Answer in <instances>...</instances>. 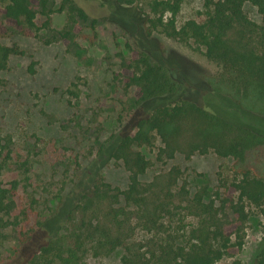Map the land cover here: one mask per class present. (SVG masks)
I'll list each match as a JSON object with an SVG mask.
<instances>
[{"label":"rangeland","instance_id":"obj_1","mask_svg":"<svg viewBox=\"0 0 264 264\" xmlns=\"http://www.w3.org/2000/svg\"><path fill=\"white\" fill-rule=\"evenodd\" d=\"M149 3L48 0L44 10L35 9L30 37L14 27H4L7 34L0 44L17 46L25 55L11 56L7 69L0 71L4 80L0 87V190L6 195L0 213V264L18 263L22 246L30 245L40 224L45 227L58 202L75 203L98 184L120 191L128 187V173L111 154L124 135H134L137 120L150 115L154 107L189 101L225 120L251 118L232 109L228 96L213 91L212 84L219 82L222 69L204 56V49L151 28L154 16ZM205 12L204 0H184L176 25L191 19L202 22ZM244 12L261 24L255 7L246 3ZM134 52L162 60L178 90L148 104H136V86L126 87L120 74L122 64ZM160 146L155 137L151 148L141 150L149 161L139 176L141 182H150L176 165L182 171L180 181L187 182L191 194L206 187L212 199L221 181L233 180L231 158L210 152L190 159L177 154L173 160L159 162L156 153ZM246 210L240 251L215 264H260L264 205L246 204ZM164 222L167 232L162 238L169 234L180 242L197 220L178 208ZM71 230L65 224L57 240L67 242ZM148 237L150 234L138 228L132 241L143 242ZM122 253L117 249L94 257L87 251L78 264H121Z\"/></svg>","mask_w":264,"mask_h":264},{"label":"trees","instance_id":"obj_2","mask_svg":"<svg viewBox=\"0 0 264 264\" xmlns=\"http://www.w3.org/2000/svg\"><path fill=\"white\" fill-rule=\"evenodd\" d=\"M47 1L0 0V38L7 34L5 26L30 37L35 9L44 10ZM149 1L154 16L151 28L204 49V56L222 69L213 91L228 96L232 109L251 118L225 120L189 101L154 107L150 115L137 120L134 135H124L111 154L128 173V187L120 191L98 184L75 203L58 202L45 227L40 224L30 245L22 246L17 264H78L87 251L97 257L117 249L123 251L121 264H215L240 251L248 218L246 204L264 205V0H204V21L191 19L179 27L176 17L184 0ZM246 3L257 9L261 24L248 18ZM78 15L85 19L82 12ZM49 22L47 18L45 23ZM24 55L17 46L0 44V71L7 69L11 56ZM120 74L126 87L136 86L138 105L178 90L166 64L155 56L134 52L122 64ZM3 84L0 78V87ZM155 137L161 142L157 161L173 160L177 154L190 159L212 152L233 160V180L221 181L212 199L206 187L191 194L187 182L180 181L182 171L176 165L150 182H141L139 176L149 167L141 150L151 148ZM4 192L0 190V213ZM178 208L197 220L180 242L169 234L162 238L167 232L164 219ZM65 224L72 230L65 237L67 242L61 243L57 236ZM138 228L150 237L132 241ZM260 264H264V255Z\"/></svg>","mask_w":264,"mask_h":264},{"label":"built area","instance_id":"obj_3","mask_svg":"<svg viewBox=\"0 0 264 264\" xmlns=\"http://www.w3.org/2000/svg\"><path fill=\"white\" fill-rule=\"evenodd\" d=\"M177 26V25H176Z\"/></svg>","mask_w":264,"mask_h":264}]
</instances>
